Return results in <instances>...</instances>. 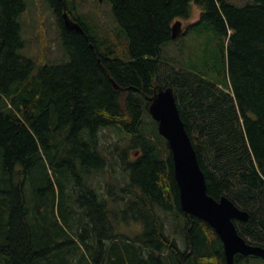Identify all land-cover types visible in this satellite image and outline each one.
Listing matches in <instances>:
<instances>
[{
	"label": "trees",
	"instance_id": "obj_1",
	"mask_svg": "<svg viewBox=\"0 0 264 264\" xmlns=\"http://www.w3.org/2000/svg\"><path fill=\"white\" fill-rule=\"evenodd\" d=\"M85 1L93 4L82 12L79 1L47 0L66 60L36 67L19 53L25 0H0V264H226L214 229L180 208L171 153L148 111L158 85L173 89L207 193L247 211L238 233L264 246V0H102L108 29L99 0ZM192 2L199 18L180 36L201 25L217 47L201 72L176 70L162 48ZM64 12L82 31L65 25ZM103 129L127 141L124 184L107 183L106 198L86 180L115 169L117 147L101 145ZM130 150L139 152L132 160ZM47 164L60 166L58 193ZM164 214L182 230L183 249ZM121 218L142 231L116 232ZM252 257L235 254L233 264Z\"/></svg>",
	"mask_w": 264,
	"mask_h": 264
},
{
	"label": "rangeland",
	"instance_id": "obj_2",
	"mask_svg": "<svg viewBox=\"0 0 264 264\" xmlns=\"http://www.w3.org/2000/svg\"><path fill=\"white\" fill-rule=\"evenodd\" d=\"M81 2L82 6H77V10L84 11L87 9V3L85 0H76ZM26 7L19 16V22L21 24L20 36L24 42L19 53L32 59L36 67L46 64H58L66 60V55L62 51L64 49L62 40L59 39V31L55 24L54 17L52 15V7L47 0H25ZM92 6V5H91ZM192 15L189 19L182 21L183 28L189 23L199 18L201 8L194 2L190 4ZM99 22L98 24L104 29L114 28L115 23L112 21L110 6L108 3L99 4L96 8ZM122 43L120 44V40ZM117 48L122 50L125 46L124 40L119 38ZM210 35L202 26L190 28L189 32L185 35L179 36L163 44V55L168 58L170 65L181 69H193L201 72V70L209 69V64L212 63L210 59L216 60L212 57V54L217 50L215 45L209 44ZM160 72L164 74H170L171 69L164 64L160 65ZM147 120H149L147 118ZM99 142L104 148L109 149L117 147L114 153L113 161L115 162V169L108 168L103 173L94 172L90 176L86 177L87 183L96 188L102 197L107 196L106 184H112V188L118 189V186L124 184L122 179V164L119 162L118 155L121 153L122 148L127 144L126 139L122 138L119 134L112 129H103L99 134ZM116 143V144H114ZM132 150L128 153L130 160L134 159ZM106 155V153H105ZM111 156V155H110ZM48 176L53 183V188L56 193L59 192L57 188V181L60 179L59 164L54 167L47 164ZM42 168L40 169V171ZM41 173V172H40ZM39 174V172H38ZM39 176V175H38ZM29 187V185H28ZM109 197V196H108ZM110 196L109 198H111ZM113 200V199H112ZM166 216L165 231L170 236L177 240L180 248H184L185 240L182 230L174 228L170 221V216ZM121 218L119 222L114 224L116 232L135 236L142 231V224L135 220H127ZM241 264H264V259L260 257H252L249 261H244Z\"/></svg>",
	"mask_w": 264,
	"mask_h": 264
},
{
	"label": "water",
	"instance_id": "obj_3",
	"mask_svg": "<svg viewBox=\"0 0 264 264\" xmlns=\"http://www.w3.org/2000/svg\"><path fill=\"white\" fill-rule=\"evenodd\" d=\"M63 18L68 28L82 31L81 26L69 18L66 12ZM181 32V21L176 20L171 28V37L176 38ZM148 111L171 153L180 208L187 214L205 220L214 229L222 242L226 264H233L235 254L264 259V246L246 241L234 223L236 220L246 221L248 212L238 208L226 195L215 199L207 193L205 174L180 116L173 89L156 86Z\"/></svg>",
	"mask_w": 264,
	"mask_h": 264
},
{
	"label": "bare ground",
	"instance_id": "obj_4",
	"mask_svg": "<svg viewBox=\"0 0 264 264\" xmlns=\"http://www.w3.org/2000/svg\"><path fill=\"white\" fill-rule=\"evenodd\" d=\"M87 27V26H86ZM88 29V28H87ZM183 32H181L176 38H178ZM86 35V34H85ZM175 39V38H173ZM125 54V53H124ZM121 55V54H120ZM165 88V87H164Z\"/></svg>",
	"mask_w": 264,
	"mask_h": 264
},
{
	"label": "flooded vegetation",
	"instance_id": "obj_5",
	"mask_svg": "<svg viewBox=\"0 0 264 264\" xmlns=\"http://www.w3.org/2000/svg\"><path fill=\"white\" fill-rule=\"evenodd\" d=\"M99 2L101 3L102 2V0H99ZM70 17V16H69ZM71 18V17H70ZM77 22V21H76ZM139 152H135V154H138Z\"/></svg>",
	"mask_w": 264,
	"mask_h": 264
}]
</instances>
